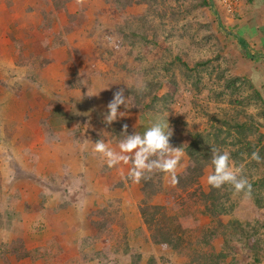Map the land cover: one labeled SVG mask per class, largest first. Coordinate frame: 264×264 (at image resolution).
<instances>
[{
	"label": "rangeland",
	"instance_id": "rangeland-1",
	"mask_svg": "<svg viewBox=\"0 0 264 264\" xmlns=\"http://www.w3.org/2000/svg\"><path fill=\"white\" fill-rule=\"evenodd\" d=\"M228 1L231 5L225 0H87L84 8L74 0L31 1L47 10L40 12L41 28L34 24L29 30L39 39L35 46L31 42L34 51L22 48L24 54L14 60L25 73L15 75L0 62V144L4 132H16L2 112L4 97L18 94L21 82L40 92L46 77L41 72L50 65L57 68L59 85L85 83L89 93L101 89L89 97L109 100L123 88L131 107L165 114L173 131L170 143L185 153L175 186L157 173L150 181L153 189L144 193L140 186L132 201L95 202L87 220L93 233L67 236L64 227L49 221L50 231L63 239L42 241L46 258L40 264H264V53L239 27L249 14L256 22L261 16L254 0ZM37 49L43 54L34 56ZM27 53L32 56L24 58ZM14 76L15 82L9 81ZM141 81L146 91L139 93ZM214 149L229 152V163L244 167L249 190L207 185ZM254 151L259 162L251 159ZM1 176L4 227L14 209L3 212L16 206L18 185L16 177ZM79 188L66 190L70 198ZM42 218L36 220L40 238L46 229ZM65 245L66 259H60Z\"/></svg>",
	"mask_w": 264,
	"mask_h": 264
},
{
	"label": "crops",
	"instance_id": "crops-1",
	"mask_svg": "<svg viewBox=\"0 0 264 264\" xmlns=\"http://www.w3.org/2000/svg\"><path fill=\"white\" fill-rule=\"evenodd\" d=\"M31 1L33 0H0V62L2 66L13 67L10 69L15 75L25 73L24 66L16 67L14 63L23 53L22 48L34 51L35 47L31 42L35 46L39 39L29 30L34 28V24L40 27V12L47 10L46 6L34 3L36 0ZM254 6L260 9L258 13L261 20L256 22L257 17L249 14V18L239 21V27L242 36L247 41L254 42L264 53V0H254ZM254 25H257V29L250 33V28ZM40 49L33 53L34 56L43 54ZM30 54L27 53L24 58L32 56ZM47 68L41 72L46 77L40 92L34 91L36 88L33 84L23 86L21 82L22 90L18 94L8 93L2 104V112L11 121L10 125L16 127V132H4L6 141L4 145L0 144V153H3L0 157V172L3 175L1 178L8 181L17 178L14 183L18 188L14 196L18 201L16 206L5 208L3 212L14 209L9 215L10 221L6 219L4 227H0V245L2 249L4 244L20 238L33 256L35 250H40L41 245L45 244L42 243L43 240L63 239L62 234L50 231L49 221L64 227L67 236H78V231L91 234L94 228L89 227L87 220L89 211L96 208L95 202L106 199L132 201L133 196L138 195L141 184L133 183L127 178L130 165L121 163L108 167L105 160L93 151L96 141L104 140L109 147L119 151L118 143L125 135L124 125H127V134L143 135L157 120L168 123L163 113L160 115L121 106L119 111L126 115L107 124V104L112 98L89 97L85 83L74 88L67 87L64 82L59 85L56 81L58 74L55 73L57 68L53 71L50 65ZM15 79L14 76L9 81L15 82ZM15 167L18 174L14 173ZM40 180H44V189L39 187ZM47 185L49 187L46 188ZM74 185H79L80 188L75 192L73 200L66 190ZM82 200L88 202L86 206L75 203ZM9 216L5 215L6 218ZM41 216L44 218L41 223H44L46 229L40 232L41 235L45 233L40 238L36 220ZM69 240L67 245L71 238ZM66 249L67 246L63 247L57 257L66 259ZM64 261L60 260L59 263ZM55 262L58 264V261ZM5 264H40V259H32L31 256L16 259L14 254H10Z\"/></svg>",
	"mask_w": 264,
	"mask_h": 264
},
{
	"label": "clouds",
	"instance_id": "clouds-1",
	"mask_svg": "<svg viewBox=\"0 0 264 264\" xmlns=\"http://www.w3.org/2000/svg\"><path fill=\"white\" fill-rule=\"evenodd\" d=\"M79 8H84L87 0H74ZM103 89V88H102ZM101 90V89H100ZM99 90V91H100ZM136 90L139 93L146 91V84L138 82ZM98 92H90L87 95H97ZM125 109L135 106L130 104L129 97L124 95L121 88L114 92L112 100L107 104L105 122L111 124L118 118L126 115L119 111L120 107ZM124 137L118 143L119 151L109 147L104 140L94 143L93 151L99 154L108 167L118 164L130 165L127 178L133 183L139 184L147 181L157 173L166 174L170 183L175 186L178 182V171L185 153L179 146H172L170 137L173 135L170 125L162 120H157L143 133L127 134V125H124ZM251 159L259 162L261 157L258 151L251 154ZM230 153L227 151L213 150V171L207 176L206 183L213 189H222L229 186L235 193L246 192L251 185L244 174V167L229 163Z\"/></svg>",
	"mask_w": 264,
	"mask_h": 264
},
{
	"label": "trees",
	"instance_id": "trees-1",
	"mask_svg": "<svg viewBox=\"0 0 264 264\" xmlns=\"http://www.w3.org/2000/svg\"><path fill=\"white\" fill-rule=\"evenodd\" d=\"M242 46H243V48L246 47V43L244 41L242 43ZM20 55H22V54H20ZM188 154L191 155L190 152ZM151 180H152V178L150 180H147V181H142V185H141V188H140L142 192L145 193V192H147L149 190L150 187L152 188L153 182L151 183L150 182ZM261 184H262V186H264L263 182ZM116 210H117V208H115V211ZM117 212H119V211H117ZM147 214H148V217L151 218L152 215H153V212L149 211ZM154 216H153V218H154ZM1 246L2 245H0V259H1L0 260V264H5V262H7V260H8V256L10 254H14L16 259H21V258H24V257H27V256H31V258L34 257L35 259H37V257H39L40 260L46 258V254H42V252H40L39 249L35 250V256H33L32 253L29 250L23 248V241L20 238L11 241L9 244H4L2 249H1Z\"/></svg>",
	"mask_w": 264,
	"mask_h": 264
},
{
	"label": "built area",
	"instance_id": "built-area-1",
	"mask_svg": "<svg viewBox=\"0 0 264 264\" xmlns=\"http://www.w3.org/2000/svg\"><path fill=\"white\" fill-rule=\"evenodd\" d=\"M227 3H228V5H231V1L229 2L228 0H225Z\"/></svg>",
	"mask_w": 264,
	"mask_h": 264
}]
</instances>
